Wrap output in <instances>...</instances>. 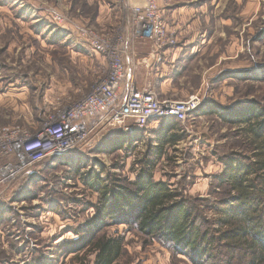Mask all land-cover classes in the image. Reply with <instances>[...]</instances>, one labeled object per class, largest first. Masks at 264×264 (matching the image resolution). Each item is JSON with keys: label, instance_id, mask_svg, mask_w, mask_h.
Returning a JSON list of instances; mask_svg holds the SVG:
<instances>
[{"label": "rangeland", "instance_id": "obj_1", "mask_svg": "<svg viewBox=\"0 0 264 264\" xmlns=\"http://www.w3.org/2000/svg\"><path fill=\"white\" fill-rule=\"evenodd\" d=\"M89 1L70 0L72 13L60 11L51 2L39 1V6L56 26H64L77 39L79 29L123 39L132 20L123 0H114L125 8L122 18L104 28L92 24L99 3ZM167 3L168 0H159V9L176 38L174 47L184 40L192 41L200 33L194 39L195 45L204 48L201 47L203 53L182 80L183 86H177L174 101H183L180 99L188 94V98L199 95L203 103L185 122L175 123L177 128L173 132L180 131L183 140L177 152L173 148L168 150V156L155 169L154 178L168 182L183 197L196 201L208 229L210 221L206 219L211 215L204 216L206 204L201 202H212L215 177L223 169L222 157L241 151L237 129L225 125L221 116L237 106L240 109L257 105L264 110V0H174L169 2L174 9L171 13L166 11ZM54 17L63 19V23L59 24ZM22 28L25 27L20 28L2 16L0 29L5 33L1 35V45H11L12 32L25 31ZM24 40L18 41L22 48H28L1 57L2 77L7 80L0 85V95L9 89L15 96L0 101V128L16 125L39 129L50 114L87 96L109 73V63L103 56L83 57L56 47L42 49L34 40ZM139 43L132 41L123 47L130 49ZM148 44L156 57L153 46ZM32 45L35 52L31 51ZM90 61L95 68H89ZM154 79L152 69L145 70L140 88L152 90L161 99L164 95L159 93ZM162 126L161 121L151 122L140 131L143 140L133 144L128 152L115 151L114 147L139 139L140 132L136 138L102 133L78 151L54 158L48 170L40 171L36 166L11 186L0 187V264H34L39 259L44 264H56L53 251L60 243L75 241L74 230L84 228L94 215L89 207L97 202V196L87 189L82 177L95 173L106 180L109 174L116 173L134 180L140 169L134 164L137 156L142 157L150 145L156 147L161 134L173 133ZM78 200L80 204L75 205ZM59 207L62 210H56ZM126 229L121 226L109 230L110 235L126 237L127 254L122 264H186L159 244L145 246ZM72 257L59 264H77Z\"/></svg>", "mask_w": 264, "mask_h": 264}, {"label": "trees", "instance_id": "obj_2", "mask_svg": "<svg viewBox=\"0 0 264 264\" xmlns=\"http://www.w3.org/2000/svg\"><path fill=\"white\" fill-rule=\"evenodd\" d=\"M221 118L229 128L237 129L241 151L222 157L212 202H201L206 204L204 216L211 215L206 219L210 228L204 227L196 201L154 178L168 150L177 152L183 140L180 131L173 132L175 122L170 130L165 128L173 133L161 134L156 147L150 145L142 157L137 156L134 164L140 169L134 180L116 173L106 180L95 173L82 177L97 196L89 207L94 215L84 228L74 230L75 241L60 243L53 251L56 264L72 255L77 264H122L126 237L109 232L121 226L145 246L159 244L186 264H264V110L257 105L237 106ZM136 142L118 143L114 150L127 151ZM53 163V159L44 161L39 170H48ZM37 263L44 264V260Z\"/></svg>", "mask_w": 264, "mask_h": 264}, {"label": "built area", "instance_id": "obj_3", "mask_svg": "<svg viewBox=\"0 0 264 264\" xmlns=\"http://www.w3.org/2000/svg\"><path fill=\"white\" fill-rule=\"evenodd\" d=\"M130 14V29L123 39L114 40L91 29L77 31L79 41L109 63L108 75L87 96L50 114L39 129L16 125L0 128V187L11 186L44 161L78 151L102 133L132 138L153 121L185 122L200 109L203 101L199 95L183 101L160 100L152 90L140 91L128 81L124 58L128 47L123 44L148 41L159 62L164 50L176 45L160 13L159 0H147L146 5L133 7ZM54 20L63 23L59 17Z\"/></svg>", "mask_w": 264, "mask_h": 264}, {"label": "crops", "instance_id": "obj_4", "mask_svg": "<svg viewBox=\"0 0 264 264\" xmlns=\"http://www.w3.org/2000/svg\"><path fill=\"white\" fill-rule=\"evenodd\" d=\"M44 2H51L62 12L72 13V4L70 0H39ZM39 1L37 0H0V19L3 16L9 21L18 24L19 27L25 31L20 30L19 33L12 32V44L8 46L1 45L0 39V85L6 83V77H2V69L4 68L1 63V57L5 53L7 54H17L22 49H26L29 46L20 45L18 40L30 39L31 43L34 40L39 43L42 49H47L49 47H56L66 49L67 51L83 57H94L101 59V57L95 53L93 50H87V48L82 44L80 45L79 39L75 37L70 31L65 29L64 26H56L54 24L47 12L40 9ZM98 2L99 11L95 19H93L94 26L98 28H104L110 24L118 21L122 17V13L125 10L128 13L136 6H144L147 3V0H123V6L117 4L114 0H90L89 2ZM169 2H174V0H168L167 5H165L166 11L171 13L174 9L171 8L172 5ZM164 4V1L162 2ZM161 6V5H160ZM173 9V10H171ZM120 15V16H119ZM128 19V17H127ZM86 20V19H85ZM28 28V29H27ZM4 30L0 29V38L4 34ZM187 34H191L190 32ZM194 35V39L196 35ZM184 40V42L176 47H169L164 50L163 62L156 60L157 58L151 54L148 41H141L137 47H130L126 50L125 64L127 68L128 81L134 83L139 90H142L140 87L143 85V77L145 70L152 69V73L155 77V85L158 87L159 93L163 94L164 97H161L160 100L169 99L176 100L173 97L177 96L176 88L177 86H183L182 80L186 79V75L189 70L194 66V62L201 56V49L203 46L195 45V40ZM204 43V42H203ZM34 46H31V51L35 52ZM202 47V48H201ZM204 49V48H203ZM4 57V56H3ZM156 58V59H155ZM89 68H95V63L89 62ZM146 76V75H145ZM5 79V80H4ZM1 88V87H0ZM7 93L0 95V101L3 98H12L14 93H11V90H7ZM14 92V90H12ZM156 91V90H155ZM20 95H23V91ZM19 95V96H20ZM188 95V94H187ZM183 96L180 100H186L188 98ZM186 97V98H185ZM163 128L170 130V124L179 123L175 119H165L162 120ZM176 130V129H175ZM143 133V132H142ZM146 134V133H145ZM138 141H142L144 134H139ZM136 138V136H135Z\"/></svg>", "mask_w": 264, "mask_h": 264}]
</instances>
